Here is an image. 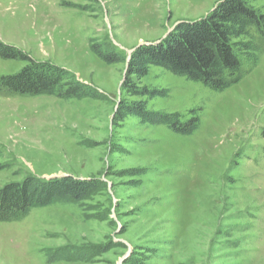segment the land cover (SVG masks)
<instances>
[{"label":"rangeland","instance_id":"rangeland-1","mask_svg":"<svg viewBox=\"0 0 264 264\" xmlns=\"http://www.w3.org/2000/svg\"><path fill=\"white\" fill-rule=\"evenodd\" d=\"M218 1L0 0L1 43L99 93H0V187L29 175L100 182L82 203L0 222V264H264V52L224 91L151 67L140 86L166 96L149 109L183 120L198 109V129L181 135L135 117L113 121L126 65H107L89 48L107 39L128 59ZM253 6L264 12V0ZM26 64L0 58V75ZM62 247L68 260L46 261Z\"/></svg>","mask_w":264,"mask_h":264},{"label":"trees","instance_id":"trees-1","mask_svg":"<svg viewBox=\"0 0 264 264\" xmlns=\"http://www.w3.org/2000/svg\"><path fill=\"white\" fill-rule=\"evenodd\" d=\"M256 1L219 0L204 17L179 22L163 39L134 47L128 59L109 40L90 39V50L103 63L126 65L121 84L124 96L117 103L113 121L135 117L140 124L164 125L177 134L195 132L199 127L198 109H191L185 120L178 112L149 109L147 101L165 97L166 90L140 86V79L151 67H159L215 91H224L240 81L264 52V12L253 6ZM0 58L27 63L14 74L0 75V93L64 100L99 96L92 85L75 79L68 70L35 61L14 46L0 42ZM99 185L95 178L71 175L48 179L29 175L20 182L6 183L0 187V222L19 221L37 208L82 203ZM68 251L67 247L48 251L46 261L68 260Z\"/></svg>","mask_w":264,"mask_h":264}]
</instances>
